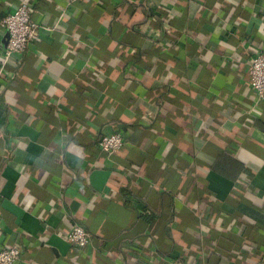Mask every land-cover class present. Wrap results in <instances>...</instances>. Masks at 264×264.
I'll use <instances>...</instances> for the list:
<instances>
[{
	"label": "crops",
	"instance_id": "crops-1",
	"mask_svg": "<svg viewBox=\"0 0 264 264\" xmlns=\"http://www.w3.org/2000/svg\"><path fill=\"white\" fill-rule=\"evenodd\" d=\"M27 0H0V20ZM0 59V249L15 264H264V0H30ZM7 31L0 25V51ZM121 132L109 155L100 137ZM80 222L90 244L65 238Z\"/></svg>",
	"mask_w": 264,
	"mask_h": 264
},
{
	"label": "built area",
	"instance_id": "built-area-1",
	"mask_svg": "<svg viewBox=\"0 0 264 264\" xmlns=\"http://www.w3.org/2000/svg\"><path fill=\"white\" fill-rule=\"evenodd\" d=\"M0 25L9 33L6 46L0 51V59L6 61L14 54H22L28 46L40 35L43 29H49L32 18V4L24 1L18 7L6 14L0 20ZM250 84L258 99L264 100V51H257L250 59ZM123 134L117 132L104 133L98 142L99 148L109 155L115 153L125 144ZM65 238L76 249L87 247L92 239V233L80 222L73 224L65 234ZM22 257V249L18 244L0 249V264H15ZM168 264H191L186 256L173 258Z\"/></svg>",
	"mask_w": 264,
	"mask_h": 264
},
{
	"label": "water",
	"instance_id": "water-1",
	"mask_svg": "<svg viewBox=\"0 0 264 264\" xmlns=\"http://www.w3.org/2000/svg\"><path fill=\"white\" fill-rule=\"evenodd\" d=\"M8 38H9V33L7 32V35H6V43L8 41Z\"/></svg>",
	"mask_w": 264,
	"mask_h": 264
}]
</instances>
